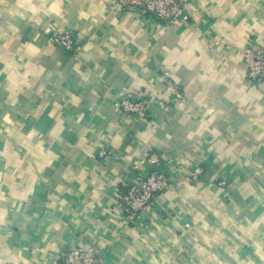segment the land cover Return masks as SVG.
Returning a JSON list of instances; mask_svg holds the SVG:
<instances>
[{"label": "crops", "instance_id": "1", "mask_svg": "<svg viewBox=\"0 0 264 264\" xmlns=\"http://www.w3.org/2000/svg\"><path fill=\"white\" fill-rule=\"evenodd\" d=\"M111 3L0 0V264L78 247L102 264H264V82L242 58L264 45V0H187L189 21L166 26ZM64 31L76 55L47 42ZM162 76L182 100L164 105ZM124 90L159 122L121 115ZM149 147L172 185L129 224L117 192Z\"/></svg>", "mask_w": 264, "mask_h": 264}, {"label": "built area", "instance_id": "2", "mask_svg": "<svg viewBox=\"0 0 264 264\" xmlns=\"http://www.w3.org/2000/svg\"><path fill=\"white\" fill-rule=\"evenodd\" d=\"M186 4L187 0H112L110 7L124 13L151 15L160 25L166 26L189 21ZM46 40L67 53L76 55L79 51L76 35L72 32H51ZM242 58L247 80L251 83L264 82V45L250 40L242 52ZM162 82L167 95L165 106L183 99L185 95L183 88L167 76H162ZM148 103L140 92L124 90L113 101V106L121 115L131 120L145 122V126L151 128L159 120L150 111ZM103 155L104 152L99 153V156ZM130 170L132 182L118 190L117 194L125 220L133 224L143 216L149 215L153 211L157 195L171 187L172 168L167 164L162 152L149 147ZM188 176L190 181L199 182L203 176V167L196 164L190 166ZM62 264H102V261L95 249L78 247L63 254Z\"/></svg>", "mask_w": 264, "mask_h": 264}]
</instances>
